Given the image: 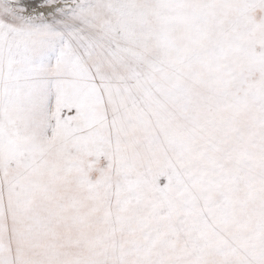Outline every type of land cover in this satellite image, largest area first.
Instances as JSON below:
<instances>
[{
    "label": "rangeland",
    "instance_id": "rangeland-1",
    "mask_svg": "<svg viewBox=\"0 0 264 264\" xmlns=\"http://www.w3.org/2000/svg\"><path fill=\"white\" fill-rule=\"evenodd\" d=\"M45 3L0 0V264H264V0Z\"/></svg>",
    "mask_w": 264,
    "mask_h": 264
},
{
    "label": "bare ground",
    "instance_id": "bare-ground-1",
    "mask_svg": "<svg viewBox=\"0 0 264 264\" xmlns=\"http://www.w3.org/2000/svg\"><path fill=\"white\" fill-rule=\"evenodd\" d=\"M46 1L48 0H39L38 2L27 1L22 6H26L27 8L26 14H28L29 16H38V15L40 16L43 14H48L56 9V6H44V3ZM18 5H21V4H18Z\"/></svg>",
    "mask_w": 264,
    "mask_h": 264
},
{
    "label": "water",
    "instance_id": "water-1",
    "mask_svg": "<svg viewBox=\"0 0 264 264\" xmlns=\"http://www.w3.org/2000/svg\"><path fill=\"white\" fill-rule=\"evenodd\" d=\"M8 2L10 3H13V4H25L27 1H37V0H7Z\"/></svg>",
    "mask_w": 264,
    "mask_h": 264
}]
</instances>
